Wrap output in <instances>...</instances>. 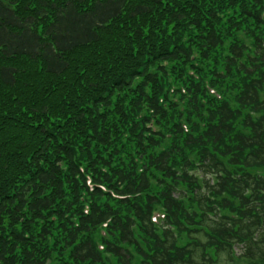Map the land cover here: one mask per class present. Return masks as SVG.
<instances>
[{
    "label": "trees",
    "instance_id": "trees-1",
    "mask_svg": "<svg viewBox=\"0 0 264 264\" xmlns=\"http://www.w3.org/2000/svg\"><path fill=\"white\" fill-rule=\"evenodd\" d=\"M223 259L264 264V0H0V264Z\"/></svg>",
    "mask_w": 264,
    "mask_h": 264
},
{
    "label": "rangeland",
    "instance_id": "rangeland-1",
    "mask_svg": "<svg viewBox=\"0 0 264 264\" xmlns=\"http://www.w3.org/2000/svg\"><path fill=\"white\" fill-rule=\"evenodd\" d=\"M7 2H8V0H6ZM231 262L230 261H227V260H224L223 259V261H221L219 264H230ZM238 264H247V263H245V262H239Z\"/></svg>",
    "mask_w": 264,
    "mask_h": 264
}]
</instances>
